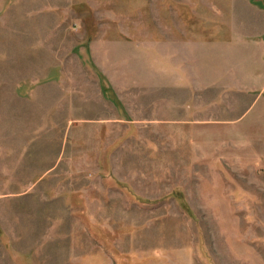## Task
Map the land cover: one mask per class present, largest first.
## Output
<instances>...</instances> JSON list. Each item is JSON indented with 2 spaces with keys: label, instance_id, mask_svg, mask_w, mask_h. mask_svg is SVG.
Segmentation results:
<instances>
[{
  "label": "rangeland",
  "instance_id": "rangeland-1",
  "mask_svg": "<svg viewBox=\"0 0 264 264\" xmlns=\"http://www.w3.org/2000/svg\"><path fill=\"white\" fill-rule=\"evenodd\" d=\"M253 7L0 0V264H264Z\"/></svg>",
  "mask_w": 264,
  "mask_h": 264
},
{
  "label": "crops",
  "instance_id": "crops-1",
  "mask_svg": "<svg viewBox=\"0 0 264 264\" xmlns=\"http://www.w3.org/2000/svg\"><path fill=\"white\" fill-rule=\"evenodd\" d=\"M253 9H255L256 12H258L260 15H264V9L263 8L253 7ZM248 34L255 35L257 37L255 40L256 46L259 47L260 50H264V26H257L253 22L252 28H251V33H248ZM175 44H177V43H175ZM257 62L261 63V64L263 63L261 61V59H258ZM56 86H58V85H56ZM246 88L251 91L253 89V85L249 84ZM40 90H41V88L38 89L39 93H41Z\"/></svg>",
  "mask_w": 264,
  "mask_h": 264
}]
</instances>
